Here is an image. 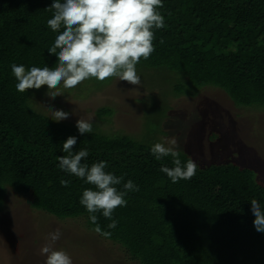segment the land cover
<instances>
[{
    "label": "trees",
    "instance_id": "trees-1",
    "mask_svg": "<svg viewBox=\"0 0 264 264\" xmlns=\"http://www.w3.org/2000/svg\"><path fill=\"white\" fill-rule=\"evenodd\" d=\"M53 2L0 0V212L9 190L31 197L35 210L60 221L85 219L91 231L136 264H264V233L254 227L250 204L256 199L264 207L255 171L233 164L197 166L191 179L173 183L160 171L174 167L171 156L156 160L150 147L128 136L81 135L77 127L35 112L34 89L16 90L12 63L30 69L57 62L48 51L57 35L47 25ZM162 3L165 26L153 29L155 51L136 65L144 96L139 102L155 93L145 84L146 72L149 82L154 76L179 77L178 96L218 90L237 107L264 109V0ZM113 115L111 108L99 112L102 118ZM69 136L77 138L73 153L88 151L82 164L105 161L106 172L124 178L118 190L128 180L139 187L127 192L126 206L114 210L115 228L102 212L95 213L96 224L90 221L80 198L95 187L58 167ZM179 158L184 163L190 157L180 152Z\"/></svg>",
    "mask_w": 264,
    "mask_h": 264
},
{
    "label": "rangeland",
    "instance_id": "rangeland-1",
    "mask_svg": "<svg viewBox=\"0 0 264 264\" xmlns=\"http://www.w3.org/2000/svg\"><path fill=\"white\" fill-rule=\"evenodd\" d=\"M144 74V83L156 93L145 102H139L144 98L139 86L117 78H91L73 89L60 86L64 94L55 99L46 95V85L34 89L33 109L50 119L48 107L62 109L70 116L59 123L76 127L77 119L83 117L91 120L92 132L128 136L150 148L174 137L179 151L199 168L233 164L251 169L256 172L258 185L264 187L263 108L237 107L224 92L211 89L191 98L178 96L174 87L180 85L179 77L154 76L149 82L148 74ZM107 108L114 115L100 117L99 112ZM9 191L7 205L0 212V264H44L41 248L57 228L62 235L54 247L66 251L73 264H136L121 247L91 231L85 219L60 221L35 210L31 197Z\"/></svg>",
    "mask_w": 264,
    "mask_h": 264
},
{
    "label": "clouds",
    "instance_id": "clouds-1",
    "mask_svg": "<svg viewBox=\"0 0 264 264\" xmlns=\"http://www.w3.org/2000/svg\"><path fill=\"white\" fill-rule=\"evenodd\" d=\"M162 7V0H54L48 7L54 13L47 25L57 35L48 51L57 57V62L53 67L32 66L30 69L12 63L11 72L18 81L16 90L23 93L46 85V95L55 99L64 94L60 86L73 89L91 78L99 81L117 78L140 86L141 77L137 74L136 65L141 58L147 60L155 51L153 29L165 26L164 16L158 11ZM48 108L51 120L55 122L70 116L62 109ZM72 114L75 115V112ZM76 127L81 135L93 130L91 120L83 117L77 119ZM76 142L75 136H69L63 142V152L67 155L57 157L58 167L95 187L96 190L85 189L80 198V204L90 214V221L96 224L95 213L102 212L105 218L112 221L108 227L115 228L117 221L112 219L114 210L126 206L127 192L138 191L139 187L128 180L123 184L124 190H118L115 185L121 184L123 176L106 172L105 161L93 163L90 167L82 164L88 151L81 149L73 153ZM151 154L156 160L172 157L174 167L162 166L160 171L173 183L191 179L196 174L194 160L189 158L184 163L180 160L179 145L174 137L153 144ZM61 184L66 185V182L61 180ZM250 204L254 227L264 233V207L256 199H252ZM94 230L101 231L99 227ZM61 235L57 228L46 237L48 242L41 248V254L46 257L44 264H73L66 251L54 247Z\"/></svg>",
    "mask_w": 264,
    "mask_h": 264
}]
</instances>
